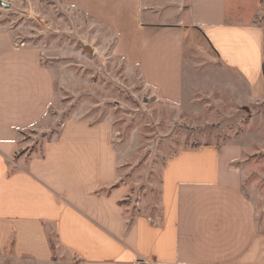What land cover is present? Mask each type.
I'll return each mask as SVG.
<instances>
[{
	"label": "crops",
	"instance_id": "obj_1",
	"mask_svg": "<svg viewBox=\"0 0 264 264\" xmlns=\"http://www.w3.org/2000/svg\"><path fill=\"white\" fill-rule=\"evenodd\" d=\"M59 2L106 28L114 56L166 103L180 105L217 69L230 85L212 86L264 99V0ZM20 42L0 29V250L48 261L52 233L77 264H264V211L245 190L239 142L171 156L159 215L124 205L113 119L66 118L40 152L16 157L59 91L40 45Z\"/></svg>",
	"mask_w": 264,
	"mask_h": 264
},
{
	"label": "rangeland",
	"instance_id": "obj_2",
	"mask_svg": "<svg viewBox=\"0 0 264 264\" xmlns=\"http://www.w3.org/2000/svg\"><path fill=\"white\" fill-rule=\"evenodd\" d=\"M5 1L7 6L0 3V29L18 41L40 45L59 89L46 122L22 134L16 157L40 152L66 118L90 114L113 119L120 183L129 187L124 205L132 206L133 216L144 209L159 215L162 172L171 156L203 144L239 142L246 147L245 190L264 211V99L244 102L238 90L212 86L230 85L227 72L217 69L180 105L166 103L144 85L137 69L114 56L113 35L85 14L60 0ZM230 79L236 81L233 74ZM50 240L48 261L16 255L8 247L0 250V264H77L52 233Z\"/></svg>",
	"mask_w": 264,
	"mask_h": 264
},
{
	"label": "built area",
	"instance_id": "obj_3",
	"mask_svg": "<svg viewBox=\"0 0 264 264\" xmlns=\"http://www.w3.org/2000/svg\"><path fill=\"white\" fill-rule=\"evenodd\" d=\"M134 264H148V262H147V261H137V262L134 263Z\"/></svg>",
	"mask_w": 264,
	"mask_h": 264
},
{
	"label": "trees",
	"instance_id": "obj_4",
	"mask_svg": "<svg viewBox=\"0 0 264 264\" xmlns=\"http://www.w3.org/2000/svg\"><path fill=\"white\" fill-rule=\"evenodd\" d=\"M48 241H49V244H50L51 249L53 250V248H52V242L50 240V235H48Z\"/></svg>",
	"mask_w": 264,
	"mask_h": 264
},
{
	"label": "water",
	"instance_id": "obj_5",
	"mask_svg": "<svg viewBox=\"0 0 264 264\" xmlns=\"http://www.w3.org/2000/svg\"><path fill=\"white\" fill-rule=\"evenodd\" d=\"M0 3L3 4V5H6V6H7V4H9L5 0H0Z\"/></svg>",
	"mask_w": 264,
	"mask_h": 264
}]
</instances>
